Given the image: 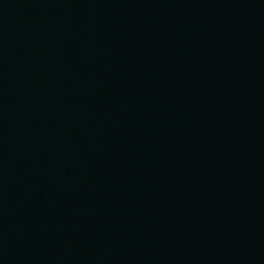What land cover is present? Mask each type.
<instances>
[{
	"label": "water",
	"instance_id": "obj_1",
	"mask_svg": "<svg viewBox=\"0 0 264 264\" xmlns=\"http://www.w3.org/2000/svg\"><path fill=\"white\" fill-rule=\"evenodd\" d=\"M0 250L264 264V0H0Z\"/></svg>",
	"mask_w": 264,
	"mask_h": 264
}]
</instances>
